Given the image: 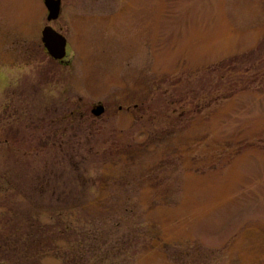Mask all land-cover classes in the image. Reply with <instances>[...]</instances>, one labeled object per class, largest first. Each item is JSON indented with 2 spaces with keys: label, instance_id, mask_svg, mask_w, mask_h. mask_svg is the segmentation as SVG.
Segmentation results:
<instances>
[{
  "label": "rangeland",
  "instance_id": "1",
  "mask_svg": "<svg viewBox=\"0 0 264 264\" xmlns=\"http://www.w3.org/2000/svg\"><path fill=\"white\" fill-rule=\"evenodd\" d=\"M60 1L0 0V264H264V0Z\"/></svg>",
  "mask_w": 264,
  "mask_h": 264
},
{
  "label": "water",
  "instance_id": "2",
  "mask_svg": "<svg viewBox=\"0 0 264 264\" xmlns=\"http://www.w3.org/2000/svg\"><path fill=\"white\" fill-rule=\"evenodd\" d=\"M47 11V22H53L58 19L61 12L60 0H43ZM41 42L49 57L56 61H61L66 56V38L50 26H45L41 31ZM94 117H99L104 113V107L97 104L91 110Z\"/></svg>",
  "mask_w": 264,
  "mask_h": 264
},
{
  "label": "flooded vegetation",
  "instance_id": "3",
  "mask_svg": "<svg viewBox=\"0 0 264 264\" xmlns=\"http://www.w3.org/2000/svg\"><path fill=\"white\" fill-rule=\"evenodd\" d=\"M64 60H65V58L63 60L59 61V62L62 63V62H64Z\"/></svg>",
  "mask_w": 264,
  "mask_h": 264
}]
</instances>
